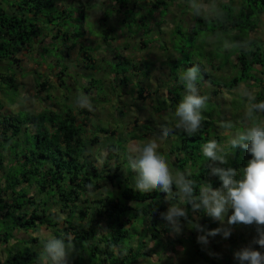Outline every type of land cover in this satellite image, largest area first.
I'll use <instances>...</instances> for the list:
<instances>
[{
    "label": "trees",
    "instance_id": "16d2710c",
    "mask_svg": "<svg viewBox=\"0 0 264 264\" xmlns=\"http://www.w3.org/2000/svg\"><path fill=\"white\" fill-rule=\"evenodd\" d=\"M203 1L196 3L193 0L199 6L200 14L191 6V0H183L179 5L182 13L175 34L179 35L182 45L174 46L165 42L159 46L160 51L168 54L166 58H161V64L167 71L161 80L166 81V84L160 87H166L164 93L169 97L159 98L157 104L152 106L154 117L149 116L142 124L135 119L134 130L127 139L130 135L133 136L131 141L142 139V136L136 138L139 136L136 130L140 131V135L144 133L143 139H146L150 133L158 130L152 128L159 120H163L166 115L175 118L176 107L186 94L180 77L193 66L204 74V78L200 74L198 76L201 78L196 81L198 89L208 87L213 97L219 94L231 95L243 84L253 82L260 87L255 102L264 101V81L261 79V75L264 76V47L253 38L260 31L257 19L264 15V0H240V3L237 0H221L223 3L216 7H209L208 0ZM58 3L59 0H0V85L6 86L7 90L3 94L11 105L15 104V99L7 91L17 92L18 89L14 78L2 75L4 62L19 65L20 55L32 46L34 39L39 40L40 22L53 24L60 19H72V15L65 9L60 13L61 18L51 15L52 8L58 6ZM129 5L130 0H112V8L117 16H120V11H127ZM171 7L172 0H158L150 4L151 9H161L164 16ZM84 13L82 10L79 14L82 19H85ZM104 20L107 22L109 19L104 15ZM115 33L116 29L111 27L102 32L106 47L109 48L117 40ZM60 34L61 30L58 29L55 39ZM203 34H206V40L221 39L220 46L205 52L203 48L208 44L202 39ZM226 34H232V37L227 38H232V44H224ZM69 35L62 33L63 46L69 51L67 55L76 47L70 45ZM196 43L201 46L199 53L194 48ZM128 47L126 44L125 48ZM147 47L148 42L141 40L137 50ZM192 48L194 51L191 52ZM114 49V59L117 60L114 63V74L121 76L119 80L122 85H128L132 75L138 77L140 73L143 76L144 69L149 66L137 64L133 57L122 55L121 49ZM129 51L130 54L134 52L131 48ZM221 52L224 53L223 61H213ZM172 53L176 58H173ZM209 58L210 61L204 65V61ZM229 67L230 76H225L223 73ZM214 70L221 73L214 74ZM152 77V72L144 75L145 84L138 92V99L143 102L152 99V92L148 91ZM96 83L95 79L88 81L82 95L88 96L91 103L108 101L99 95L93 97L92 90ZM47 86L46 81L38 84L41 91H46ZM200 95L205 96L204 93ZM78 100L79 96L75 98L72 108L68 105L64 108L55 105L45 107L39 113L19 111L17 114H2L0 117V264H41L44 231L57 238L71 236L75 251L69 256L67 264H139L143 257L149 256L145 250L151 243L155 244V251L166 244H172L170 246L173 247L174 242L183 245V236L191 231L188 226H184L187 223L183 222L181 237L169 242L172 231L160 215L169 204L187 207L192 221L189 224L196 223L197 217L204 228L215 226V222H211L202 210L193 213L191 206L186 205L179 196L166 200V194L159 190L136 191L132 180L137 174L127 163L130 153L125 150L123 152L124 145L115 140L117 132L100 125L96 128L92 126L90 119L95 116V108H80ZM206 104L201 111L199 131L189 135L174 127L176 138L170 148V155H178L172 168L175 172L191 173L189 179L195 182L197 195L200 186L206 181L213 188L220 187L219 178L209 174L210 162L203 155L201 146L211 140L220 144L218 130L214 136L209 135V131L214 122L220 119L221 111L211 99ZM3 107L0 100V110ZM120 116L123 117L124 113ZM261 119H264V114L258 113L251 122H261ZM89 125L93 129L90 135ZM101 136L105 137L107 144L101 143ZM127 139L124 143L130 141ZM191 140L195 142L194 145L190 144ZM104 148L105 157L101 156ZM230 150L234 155L230 154ZM223 151L220 154L226 157L227 163L220 165L215 162L214 166L232 167L239 173L251 159L246 149L241 147ZM125 166H128L129 178L122 181L120 179ZM88 185L92 187L89 189ZM33 187L34 191H31ZM104 187L112 188V192L100 194L96 198V194ZM251 228L256 230L254 225ZM194 237L191 235L187 239L194 243V249L200 250ZM238 237L241 243L245 241L242 235ZM1 257H4V261H1Z\"/></svg>",
    "mask_w": 264,
    "mask_h": 264
},
{
    "label": "rangeland",
    "instance_id": "374dc122",
    "mask_svg": "<svg viewBox=\"0 0 264 264\" xmlns=\"http://www.w3.org/2000/svg\"><path fill=\"white\" fill-rule=\"evenodd\" d=\"M155 1L158 2V0H130L128 10L120 11V16H117V13L112 8V0H59L58 6L52 8L50 12L51 15L55 18H61L60 13L62 9H65L72 15V19H60L53 24L40 22L39 40L34 39L32 46L23 55H20L19 65L14 66L8 61L4 62L5 69L2 75L4 77L14 78L18 90L17 92L7 91V94L15 99V104L11 105L10 101L7 100V97L3 94V91L7 90L6 86L0 85V100L2 101V106L4 105L0 110V117L2 114H17L19 111H33L39 113L42 112L45 107L55 105L56 107L63 108L68 105L72 108L75 98L82 95L86 83L95 79L97 83L95 89L92 90V92L94 91L93 97L99 95L101 98H107L108 101L99 102L98 100L95 103H91L95 108V116L90 119V123L93 124L92 126L95 128L98 127L97 125H100L117 132L118 135L115 138L116 142L124 145L123 152L125 150L130 153V156L128 155V165L130 166V161L135 159V153L130 150L133 147L143 146L152 140H155L159 144L158 152L165 158H170L169 148L167 147L171 146L176 136L172 134L165 141H160L159 136L162 126L175 127L177 123L176 117L173 118L166 115L163 120H159L158 122L155 121L157 123H155L152 130H155V128L158 130L150 133L151 135L146 139H143L144 133L140 135L141 133L138 130L135 131V133L139 135L136 136V138L142 136V139H135V142L131 141L132 135L127 139V136L134 130L135 119L140 120V124L144 123L149 116L154 115L152 106L157 104V100L163 96L165 98L169 97L168 94L164 93L166 87H160L161 84H166V81L163 80L161 82V80L165 78L167 71L161 64V58H166L168 54L160 51L159 46H162L165 42L173 44L174 46L182 45L179 35L175 34V29L176 25L180 24V14L182 10L179 8V5L183 0H172V7L166 12L165 16L161 9L154 10L150 8V4ZM194 1L196 3L203 2V0ZM227 1L228 0H224V2ZM237 1L240 3V0ZM10 3L13 4V1ZM133 3L136 4V7H134L135 5ZM220 3L223 2L221 0H208L209 7H216L220 5ZM203 5L204 7H208L205 4ZM82 10L85 12V19H82L80 17L81 15L79 16ZM235 12L237 11L235 10ZM50 13L48 14L50 15ZM202 14L204 13L202 12ZM234 14L236 15V13ZM104 15L109 19L107 22L104 20ZM261 20L263 21L264 18ZM107 23H109V25ZM108 27L116 29L115 34L117 36V40L113 44L111 43L109 48L104 45L102 40V32ZM58 29L61 30V34L58 39H55ZM64 32L70 34V45L74 44L76 46L69 55H67L69 52L67 51L68 49L66 50L63 46L64 39L62 33ZM262 32L264 33V29H262ZM228 37H232V34L224 35V44H232V38L227 40ZM206 38V34H203L202 39L208 44V46L206 45L203 48L205 52L212 51L214 48L220 46L221 39H215L212 45ZM141 40H146L148 42V47L138 51L137 46ZM126 44L130 46L128 49L125 48ZM115 47L121 49L122 55L133 57L137 64L144 63L150 68L146 67V69H144L143 76H141L140 73L138 77L132 75L130 77L131 82L128 85H122L119 80L121 76L114 74V63L117 62V60L114 59L116 54ZM129 48L135 53L133 52V54H130ZM194 48L197 49L196 53L201 51V46L197 43ZM194 48L191 49V52L194 51ZM85 53L86 56H84ZM171 55H174L173 58H176L174 53ZM219 55L218 58H213V61L216 59L223 61L224 53L221 52ZM87 58L90 60H87ZM209 61L210 58L206 59L204 65ZM214 64H218V61ZM229 71L230 67L228 70L224 71L223 74L225 76H230ZM147 72H152L153 75L150 82L151 88L150 90H148L149 87L147 89L149 92H152L153 96L152 99L143 102L138 99V92L140 87L145 84L143 79ZM213 73L220 74L221 72L214 70ZM199 74L201 78H204V74L200 69ZM201 78L197 80L200 81ZM42 81H46L49 85L46 91H41L38 88V84ZM139 82L142 84H138ZM250 83L251 84L247 85L243 84L239 90H235L231 95L219 94L216 97L211 95V90H209L208 87L203 88V90L199 89V93H204L208 99H211L212 102L218 105L219 111H221L220 119L214 122L213 127L209 131V135L214 136L218 129L217 135L221 137L219 145L222 149L226 144L229 145L228 141L235 135L233 132L234 129L236 133L244 130L243 124L241 123L242 121L249 123V121L244 119V113L248 105L246 95L248 92L256 95L260 91L258 85L256 86L253 82ZM2 87L4 89H2ZM146 94L148 98V93ZM122 112L124 113L123 117L120 116ZM237 120L238 125L235 124ZM260 121H264V119ZM221 122L230 123L231 128L222 129V127H220ZM170 124L172 126H170ZM91 132H93V129L89 125V135ZM205 136L207 137V135ZM126 139L130 141L124 143ZM101 143L107 144L104 136H101ZM190 144L194 145L195 142L191 140ZM160 149L161 151H159ZM101 154L103 157L106 156V148L102 150ZM230 154L234 155L232 150H230ZM125 178H129L128 166L124 167V172L120 180L123 181ZM31 191H34V187ZM110 191L112 192V188L104 187L95 197H99L100 194L106 195V193ZM209 220L213 222L210 217ZM233 228L239 234L244 233L245 229L252 234H256V230L254 228L253 230L250 226L237 225ZM43 234L44 238L45 236H51V234L46 231H44ZM173 234V237L170 236L168 239L170 243L174 241V239H177L175 237L176 234ZM191 234L193 237L195 235L197 238V236L202 233H198L193 229L191 230ZM182 241L183 248L186 252L185 255H183V259L189 260L190 264H211L212 261L216 264H226V261L228 264H240L233 256L232 245L225 251V258L214 255V249L210 247H207V251L203 253L204 257H200L199 255L191 254L192 251L195 250L193 248L194 243L191 240L184 238ZM250 242V239L243 241V245L248 246ZM175 244H177V242H174V245ZM170 245L167 244V250L161 248L156 250L155 253L153 251H148V249L152 250L154 248L148 246L145 252L149 253L152 257H143L139 264H169L172 262V259H175ZM203 246L205 245H199L200 248ZM4 248L5 246L2 247V249ZM253 248L264 254V248H261L259 245H253ZM195 257H199L200 259H195ZM1 261H4V257H1Z\"/></svg>",
    "mask_w": 264,
    "mask_h": 264
},
{
    "label": "clouds",
    "instance_id": "9594fccd",
    "mask_svg": "<svg viewBox=\"0 0 264 264\" xmlns=\"http://www.w3.org/2000/svg\"><path fill=\"white\" fill-rule=\"evenodd\" d=\"M191 6L197 14L200 8L191 0ZM211 39H208L210 41ZM199 68L193 66L184 72L180 79L185 85L186 94L175 110L176 129H182L189 135L199 131L202 122L201 111L204 108L207 96H202L197 87ZM248 105L244 119L251 122L256 114H264V101L255 102V95L248 92L246 95ZM77 105L80 108L91 110L90 98L79 96ZM238 122V121H237ZM220 127L229 129L231 124L221 122ZM173 134V128L162 126L159 140L165 141ZM228 143L233 149L241 147L246 149L251 159L239 173L232 167L214 166L227 163V159L220 153L222 147L217 141L211 140L202 145V153L209 160L210 175L219 178L220 187L213 188L210 182H205L196 194L195 182L189 179L190 172H173L168 161L158 152L159 144L149 141L143 146L133 147L130 151L135 153V159L130 161L132 170L137 174L135 190L149 192L159 190L166 194V200L179 196L186 205L191 206L193 213L201 210L220 227L206 230L198 223L193 224L199 234L197 242L202 245L209 243V237L222 235L228 238L232 229L237 225L255 226L257 235L249 243L234 253V258L240 264H264V254L252 247L259 245L264 248V121L250 123L242 132L236 133ZM89 189L91 185L87 186ZM175 188V191H174ZM188 208L177 204H169L167 210L162 212L161 218L165 220L171 231L180 233L183 222L192 223L189 219ZM230 213V214H229ZM41 264H67L69 256L75 251L71 236L57 238L45 236L41 241Z\"/></svg>",
    "mask_w": 264,
    "mask_h": 264
},
{
    "label": "crops",
    "instance_id": "0c3cea01",
    "mask_svg": "<svg viewBox=\"0 0 264 264\" xmlns=\"http://www.w3.org/2000/svg\"><path fill=\"white\" fill-rule=\"evenodd\" d=\"M204 2V1H203ZM264 18V15H261L257 20H258V23L260 25V31L258 33H256L253 38L256 40V43H258L259 45H263L264 47V33L262 32V29H264V20L262 21L261 19ZM263 26V27H262ZM210 42L211 44L213 45V41L215 39L213 38H210ZM258 69L262 70V68L258 67ZM261 79L264 81V76L261 75ZM257 86V85H256ZM259 87V85H258ZM213 98V97H212ZM214 104H216L215 102H213ZM238 121V120H237ZM243 124V128H245L246 126H250V123L252 122H244L242 121L241 122ZM246 123V124H245ZM236 125H238V122L235 123ZM245 124V125H244ZM223 129V128H222ZM218 130V129H217ZM233 132L236 134V130L234 129ZM242 132V131H241ZM233 136V134H232ZM168 146V145H167ZM167 148H169V152H170V148L171 146H168ZM232 148L230 146V144H226L225 147H223L224 150H227V149H230ZM161 151V149L159 150ZM224 152V151H223ZM222 152V153H223ZM178 155L177 154H172L170 155V158H165L167 161H168V164H169V167L170 169L173 170V172L175 173V169L172 168V165H173V162H175L176 160V157ZM134 183L136 182V177L133 178ZM207 216V215H206ZM209 218V217H208ZM195 220L197 221L196 223L198 224H202L201 221H199V219H197V217H195ZM215 222V226L214 227H211V228H207V230H211V229H215V228H218L220 227V224L217 222V221H213ZM194 224V223H193ZM193 224H185L184 226H188L190 230H193L191 227H193ZM251 227V226H250ZM174 232H172V234L170 235L171 237H173V234ZM175 237L176 238H180L181 235L183 234V232H180V233H175ZM191 231H188L187 233H185V235L183 237L185 238H189L191 236ZM239 235H242L243 239L246 240H253V238L256 236L255 234H252L251 232H249L247 229H245L244 233H238L234 228L232 229V232H231V235L228 237V238H223L222 235H216L215 237H209L208 240H209V243L205 246H203L202 248H200V250H193L191 254H196V255H199L200 257H204V252L207 251V247H210V248H213L214 249V255H218L219 257H222V258H225L226 257V254H225V251L228 250V247H231L232 245V249H233V256H234V253L239 251L240 249H242L243 247H245L243 245V243H241V239L238 237ZM245 236V238H244ZM195 239L197 240V238L195 237ZM177 239H174V241H176ZM234 241V243L232 242ZM232 242V243H231ZM199 245H201L200 243H198ZM155 244L151 243L149 246L151 248L155 247L154 246ZM167 244L163 247L164 250H167ZM182 247V248H181ZM253 247V245H252ZM161 249V248H160ZM148 251H153V252H156L155 251V248H153L152 250L151 249H148ZM171 251H172V254H174V257L175 259H172V262H170L169 264H190V261L189 260H186V259H183V255H185V249L183 248V245H181L180 243H177L175 244L173 247L171 246ZM201 254H200V253ZM147 254V252H146ZM149 254V253H148ZM150 257H152L151 255H149ZM148 256V257H149ZM147 257V256H146ZM155 257V256H154ZM199 257H195V259H197ZM200 259V258H199ZM231 262H232V259L230 258ZM159 261V260H158ZM238 261V260H237ZM239 262V261H238ZM209 264V263H208ZM212 264V262H211ZM213 264H216L215 262H213ZM226 264H228V262L226 261Z\"/></svg>",
    "mask_w": 264,
    "mask_h": 264
}]
</instances>
